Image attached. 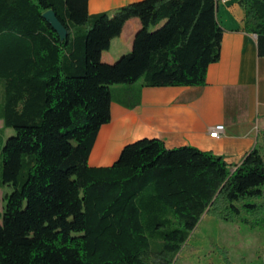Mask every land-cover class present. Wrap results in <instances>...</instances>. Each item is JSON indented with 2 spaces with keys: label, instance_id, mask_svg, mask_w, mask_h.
I'll use <instances>...</instances> for the list:
<instances>
[{
  "label": "trees",
  "instance_id": "16d2710c",
  "mask_svg": "<svg viewBox=\"0 0 264 264\" xmlns=\"http://www.w3.org/2000/svg\"><path fill=\"white\" fill-rule=\"evenodd\" d=\"M237 3L264 56V0ZM216 5L139 0L90 15L87 0H0V187L10 190L0 264H174L203 215L264 230V146L231 169L211 152L142 138L110 166L88 165L111 87L206 84L220 57ZM131 18V49L102 62Z\"/></svg>",
  "mask_w": 264,
  "mask_h": 264
},
{
  "label": "crops",
  "instance_id": "0c3cea01",
  "mask_svg": "<svg viewBox=\"0 0 264 264\" xmlns=\"http://www.w3.org/2000/svg\"><path fill=\"white\" fill-rule=\"evenodd\" d=\"M136 1L87 0V12H112ZM215 13L223 29L220 57L208 66L206 84L111 87L110 121L98 131L89 166H110L123 146L142 138H157L168 149L190 146L211 152L231 169L246 152L264 146V56L257 53L255 35L243 31L244 12L237 0L218 3ZM139 27L137 18L127 20L109 49L101 53V61L110 64L127 53ZM0 124L2 131L1 120ZM219 124L223 132L218 138L209 137L211 128ZM9 133L3 131L4 136Z\"/></svg>",
  "mask_w": 264,
  "mask_h": 264
},
{
  "label": "rangeland",
  "instance_id": "374dc122",
  "mask_svg": "<svg viewBox=\"0 0 264 264\" xmlns=\"http://www.w3.org/2000/svg\"><path fill=\"white\" fill-rule=\"evenodd\" d=\"M5 191L0 187V210ZM174 264H264V230L203 215Z\"/></svg>",
  "mask_w": 264,
  "mask_h": 264
},
{
  "label": "water",
  "instance_id": "95a60500",
  "mask_svg": "<svg viewBox=\"0 0 264 264\" xmlns=\"http://www.w3.org/2000/svg\"><path fill=\"white\" fill-rule=\"evenodd\" d=\"M42 18L50 25L61 41H64L67 38L66 29L59 22L52 10L45 11L42 14Z\"/></svg>",
  "mask_w": 264,
  "mask_h": 264
},
{
  "label": "built area",
  "instance_id": "2783aa9c",
  "mask_svg": "<svg viewBox=\"0 0 264 264\" xmlns=\"http://www.w3.org/2000/svg\"><path fill=\"white\" fill-rule=\"evenodd\" d=\"M216 3H226L230 0H215ZM224 130V127L222 125H215L214 127L211 128V130L209 131V134L208 136L211 137V138H218L219 135L223 132Z\"/></svg>",
  "mask_w": 264,
  "mask_h": 264
}]
</instances>
